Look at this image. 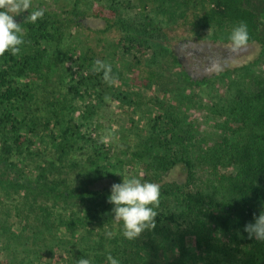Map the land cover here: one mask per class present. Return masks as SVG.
Listing matches in <instances>:
<instances>
[{
    "label": "trees",
    "instance_id": "1",
    "mask_svg": "<svg viewBox=\"0 0 264 264\" xmlns=\"http://www.w3.org/2000/svg\"><path fill=\"white\" fill-rule=\"evenodd\" d=\"M94 1L105 8L92 13L103 27H86L74 8L39 4L32 8L45 14L35 24L25 20L28 11L15 17L23 29L21 52L0 56V264H54L41 259L56 251L66 264L83 258L108 264L109 253L120 264H264V241L243 231L264 209V73L246 68L242 80L234 72L207 107L217 121L212 141H193L190 123L175 108L152 116L132 143L103 141L70 117L79 90L93 91L97 102L110 93L103 73L93 70L96 60L108 62L107 53L137 57L124 62L135 71L132 81L159 84L158 56L169 54L178 64L165 42L164 19L194 27L244 22L259 46L257 60L264 59V0ZM66 34L84 49H63ZM180 69L177 77L189 80ZM89 108L100 125L101 109ZM114 148L119 153L112 157ZM125 157L144 169L137 178L161 192L155 227L132 240L108 202L111 186L133 177L114 172ZM174 170L182 180L167 178Z\"/></svg>",
    "mask_w": 264,
    "mask_h": 264
},
{
    "label": "rangeland",
    "instance_id": "2",
    "mask_svg": "<svg viewBox=\"0 0 264 264\" xmlns=\"http://www.w3.org/2000/svg\"><path fill=\"white\" fill-rule=\"evenodd\" d=\"M39 4L50 5L56 9L74 8L81 14L80 21L91 29H99L104 25L102 18L92 14L99 8H104L102 4L94 0H32V7ZM103 11L105 13V8ZM162 26L168 34L165 41L166 45L176 54L178 64L172 63L169 54L162 53L163 55L158 56L156 67L161 73L158 85L150 84L144 87L142 83L140 85V77H136L132 81L131 78L135 77V71L127 70L124 67V62H134L137 57L132 55L124 57L122 52L118 50L114 56L109 53L106 54L107 64H110L115 72L110 93L105 91L100 102H97V96L91 90H79V95H75L73 100L74 111L70 117L76 123H81L84 128L89 126L91 129L93 127L94 137L115 143L120 140L132 143L137 135L144 130L146 122L152 116L168 111L173 114L175 108V116L190 123L193 141L198 142L199 139L212 141L218 133L215 129L217 121L211 116L207 107H210L216 96L223 93L230 81L234 80V72L240 71L238 77L242 80L247 77L246 68H249L248 71L257 70L264 73V59L257 60L260 49L256 40L252 39V35H249L246 47L239 51L231 50L228 37L235 25L229 22H225L219 27H194L193 25L190 26L189 23L184 24L180 18L175 17L173 20L164 19ZM84 33L92 34V31L87 30ZM76 47L84 49L79 38L70 37L69 34H66L62 48L69 52ZM151 53L152 50L150 49L140 56L141 64L146 65L148 63ZM66 60L69 61L70 59ZM213 65H218L220 70H210ZM180 67L184 69L189 80L183 81L177 77L181 71ZM68 68H73L72 63L69 62ZM231 71L233 73H230ZM221 73L226 75L223 76ZM212 77L215 79L208 83V79ZM107 104L110 107L105 112L103 108H106ZM91 106H99L103 113V115H98L100 125H94L92 122L95 109L89 108ZM86 108H88L87 111L82 112ZM106 113L108 115L107 121ZM112 152V157L119 153L118 149L115 148ZM112 161L114 162V160ZM117 166L118 168L114 172L120 178H122L121 174L128 170L133 177L144 172L139 164L128 161L126 157L125 161ZM167 178L171 181H179L182 180V174L174 170L169 172ZM18 228L19 224H14L12 227L15 232ZM62 233L68 236L65 231ZM0 247H2L1 244ZM4 253V251L0 252V260L5 257ZM41 261L66 264L67 258L64 252L56 251L52 255L42 256Z\"/></svg>",
    "mask_w": 264,
    "mask_h": 264
},
{
    "label": "clouds",
    "instance_id": "3",
    "mask_svg": "<svg viewBox=\"0 0 264 264\" xmlns=\"http://www.w3.org/2000/svg\"><path fill=\"white\" fill-rule=\"evenodd\" d=\"M32 9L31 11H29ZM28 11L25 20L35 24L44 17L43 9H33L32 0H0V56L10 53L13 56L21 52L24 44L23 29L15 17ZM232 51H239L247 46L249 33L244 22L238 23L232 29L229 37ZM103 73L105 82L111 84L114 80L112 66L101 60L95 61L93 69ZM219 71L218 65L210 69ZM160 186L153 182L143 181L137 177L124 179L121 183H114L108 196V202L113 205L112 212L117 221H122L123 236L129 240L139 237L145 230L155 227L156 209L160 203ZM243 231L250 239L264 241V209L259 214H253L252 221L243 226ZM111 232L107 233L110 238ZM108 264H120L119 259L110 253L106 257ZM79 264H92L83 258Z\"/></svg>",
    "mask_w": 264,
    "mask_h": 264
},
{
    "label": "flooded vegetation",
    "instance_id": "4",
    "mask_svg": "<svg viewBox=\"0 0 264 264\" xmlns=\"http://www.w3.org/2000/svg\"><path fill=\"white\" fill-rule=\"evenodd\" d=\"M192 63H194L193 61H192ZM193 66H194V64H192Z\"/></svg>",
    "mask_w": 264,
    "mask_h": 264
}]
</instances>
